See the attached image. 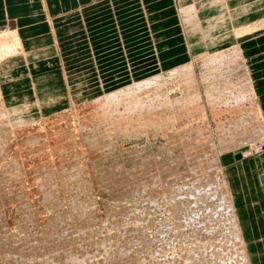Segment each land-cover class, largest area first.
<instances>
[{
	"label": "rangeland",
	"instance_id": "1",
	"mask_svg": "<svg viewBox=\"0 0 264 264\" xmlns=\"http://www.w3.org/2000/svg\"><path fill=\"white\" fill-rule=\"evenodd\" d=\"M179 6L190 53L193 46L186 26L190 20L186 8ZM7 31L11 29L0 30ZM163 46L158 43L156 51L160 53ZM235 46L213 48L137 83L107 85L96 97L76 99L49 112L41 108L34 115L25 109L8 113L2 108L10 102L6 97L14 94L7 84L10 76L3 75L0 264H248L247 249L245 258L242 244L228 237L234 231L233 211L229 200H222L227 192L219 159L234 148L242 156L264 150L262 136L252 135L248 141L250 134L241 131L256 129L261 121L249 94L242 104L238 102L236 90L249 88L248 83L242 85L246 79L238 83L246 74L244 68L231 77L229 66L215 68L214 61L206 60ZM190 65L192 75L180 77L184 66L189 71ZM145 79L154 80L146 86ZM134 86L120 99L94 103L98 97ZM165 98L174 103L165 105ZM230 131L245 136L243 143L250 148L240 151Z\"/></svg>",
	"mask_w": 264,
	"mask_h": 264
},
{
	"label": "crops",
	"instance_id": "2",
	"mask_svg": "<svg viewBox=\"0 0 264 264\" xmlns=\"http://www.w3.org/2000/svg\"><path fill=\"white\" fill-rule=\"evenodd\" d=\"M201 1L189 0L188 4ZM253 1L228 0L220 10L228 14L229 10L236 11L228 17L232 27L239 29L264 17V2ZM250 3L252 7L245 9ZM207 5L196 6L202 9ZM214 10L218 11L212 7L202 12ZM181 13L179 0H0V30H15L22 40L21 52L0 67L7 64L8 70L24 78L12 85L16 91L31 74L34 83L39 84L40 97L57 96L52 106L41 105L49 112L76 99L96 97L105 92L107 85H126L155 71L180 66L213 48L237 45L226 31L200 42L198 50L190 49L189 53ZM171 39L178 43L173 44ZM157 42L164 45L160 53L156 51ZM237 46L257 80L255 91L264 120V25L256 33L240 38ZM95 80L99 83L93 84ZM98 86V92H89ZM220 164L249 263L264 264V150L249 156L224 154Z\"/></svg>",
	"mask_w": 264,
	"mask_h": 264
},
{
	"label": "bare ground",
	"instance_id": "3",
	"mask_svg": "<svg viewBox=\"0 0 264 264\" xmlns=\"http://www.w3.org/2000/svg\"><path fill=\"white\" fill-rule=\"evenodd\" d=\"M202 1H205V3H208V5H207V7H205V8H207L208 10H212V7H214V8H216V9H218V11H213L212 13L210 12H202L205 8H202V9H198V7L197 6H200V5H202V4H205V3H203ZM201 2H198V3H195V4H190V5H193V6H191L192 7V9H189L188 8V6H190L188 3H189V0H180L179 1V3L181 4V7H183V8H186L185 9V11H184V13H185V15L187 16V18H188V20H190V21H188L187 22V24H186V26H187V28H188V35L190 36V39H191V43H192V46H193V50H197L198 49V47H199V44H200V42H204L206 39H210L211 37H214V36H217L218 34H220V33H224L225 31H230V34L232 35V37H234V36H237L236 38H237V45H238V41H240V38H242V37H244V36H249V35H252V34H254V33H256L257 31H259V30H261V29H263V25H264V17H262V18H258V19H256V21H253L252 23H248V24H245V25H243V27H241V28H237V27H232L231 25H232V23H231V20H230V17L233 15H235V13H236V11H230L229 10V14L227 13V12H224V11H222V10H220V8L221 7H224V5H225V3H226V0H202ZM253 3L254 4H258V2H256L255 0L253 1ZM253 3L252 4H250V6H247V7H245V9H247L248 7H252V5H253ZM197 5V6H196ZM196 9H198L197 11H196ZM199 12H200V14H199ZM198 13V14H197ZM201 13H203V14H201ZM199 15H202L200 18H198L199 17ZM228 16H230V17H228ZM236 23V22H235ZM5 32V31H4ZM8 32V31H7ZM22 41V40H21ZM21 41H19V37H18V35H17V33H16V31L14 30H11V32L9 33L8 32V34H6V33H2V32H0V42H1V44H0V52H2V53H4V55L2 56H0V63H1V60H3V62L0 64V66L1 65H3L4 64V62L6 61V59L8 60L9 58H12V57H14L15 55H17V54H19L18 52H21ZM28 42V41H27ZM235 46V48L233 47V48H231L229 51L227 50L225 53H219V54H216V55H213V56H211L210 58H207L206 60H207V63H209V62H212V61H214L213 62V66H214V64L216 65V67L215 68H219V67H221L222 65L223 66H229V72H228V76H231V77H233V76H238V74H239V72H240V70H241V66L244 68L243 69V71H245V73L246 74H244V75H242L241 76V79H239V81H238V83L239 82H241V81H243L244 79H246L245 81H243V84L242 85H244L245 83H248L249 84V88L247 87V86H245L247 89H245V91H244V89H242L241 88V90L240 89H238L239 91H237L236 90V88L234 87L233 89H234V91L236 90V92H238V94H237V97L239 98H237L238 99V102L239 103H241L242 104V101H244V99H245V96L246 95H248L249 94V97L247 96V99H250V100H252L253 101V103L257 106V108H258V114H259V116H258V118H259V120L261 121V126L260 127H258V128H256V129H251V130H247V132H245L243 129L241 130V128H242V126L239 128L241 131H243V134L245 135L246 133H248V134H250V136H247V137H249L248 138V141H249V139L251 140L252 139V135H256V137H257V135H258V137L257 138H259L260 136H262L263 138H264V120L262 119V117H261V113H260V108H259V105H258V100H257V93H256V91H255V87H256V82H257V80L255 79V76H253L252 74H250V70H249V68H248V65H247V63H246V61L244 60V58H243V53H242V51L243 50H241V48H238V46ZM233 46V45H232ZM230 48V47H229ZM222 51V50H221ZM229 56V57H228ZM5 57H7V58H5ZM225 59V61L227 62V63H224L223 62V60ZM11 60V59H10ZM217 60H219L220 62L219 63H217L218 61ZM212 64V63H211ZM243 64V65H242ZM7 65V64H6ZM6 65H4L5 67H3V68H1L0 67V83H1V79H2V76L3 75H6V76H10L9 78H8V80H7V84L9 85V86H12V85H16V83H19L20 81L19 80H21V79H24V78H21L20 76L18 77V75H15V73L13 74V72H15L14 70H8V68L7 67H10V66H6ZM11 67H12V65H11ZM181 69H183V68H181ZM190 69H192V65H190L189 66V71H187L188 69H185V66H184V69L182 70V74H180V72L178 73V75L180 74V77H188L189 75H192V71H190ZM172 71H174V70H172ZM179 71V70H178ZM185 71H187V72H185ZM174 73H175V71H174ZM221 73V72H220ZM28 74V73H27ZM223 76V75H222ZM27 77H28V82L25 84L24 83V81H22V83L24 84L23 86H19V91H16V87L15 86H12V90L10 91V93H12V92H14V94H12V96H9V97H6V99L7 100H10V102L9 103H6L5 105H3L2 106V108H5L6 109V111L8 112V113H10L13 109H16L17 110V112H19L20 111V109H25L27 112H29L28 114H32V115H34V114H39V113H41L40 112V110H41V105H43V104H45V105H47V107H48V105L50 104V105H53V103L52 102H54V100H55V98L57 97V96H48V97H46L45 95H41V97L38 95V85L36 84V83H34V81L32 80V76H31V74H28L27 75ZM160 77V75L159 76H157V78H159ZM152 78V77H151ZM157 78H156V80H157ZM224 79V78H223ZM146 81H144L143 83H149V82H151V81H153L154 79H152V80H149V79H145ZM226 80V79H225ZM33 81V82H32ZM143 81V80H142ZM184 82H186L185 80L183 81V83L181 84V87L182 86H184ZM134 83H137V82H134ZM142 83V82H141ZM140 83V84H141ZM29 84H31L30 86H28ZM140 84H137L136 86H138L139 87V85ZM27 85V86H26ZM134 85V84H133ZM238 85V84H237ZM130 86H132V85H130ZM146 86H147V84H146ZM189 87V86H188ZM238 87H240V86H238ZM134 88H135V86L134 87H130V88H126V90H121V91H117V92H112V94H110L109 96H107V97H105V95L104 96H102V97H98V99H96L95 101H94V103H98L99 101H102V100H104V101H108V100H112V99H120V98H118V97H120V96H122L123 94H125V93H128L129 91H132V90H134ZM187 88V87H186ZM188 91V90H187ZM248 91V92H247ZM184 92V91H183ZM243 92V93H242ZM247 92V93H246ZM18 93H20V94H18ZM16 95H21V96H18L19 97V99L20 100H17L18 98H16L15 96ZM22 95H23V97H22ZM220 95V94H219ZM104 97V98H103ZM228 97V96H227ZM161 98V97H160ZM163 98V97H162ZM182 98H184V97H182ZM164 100V104L166 105H171L172 103H174L172 100H170L169 101V99L168 98H165V99H163ZM178 100V99H177ZM177 100H175V101H177ZM1 101L3 102V100L1 99ZM4 101H5V99H4ZM18 101H23L24 103H19ZM26 101V102H25ZM33 101H37V102H33ZM136 102V101H135ZM134 102V103H135ZM137 103V102H136ZM142 103V102H141ZM141 103H139L138 102V104L139 105H141ZM223 103H225V102H223ZM244 103V102H243ZM93 104V103H92ZM163 103H161L160 101H159V105H162ZM2 105V104H1ZM145 105V104H144ZM227 105V104H226ZM5 106V107H4ZM35 107V108H34ZM237 121H239V120H236V123H237ZM235 122V121H234ZM238 125H239V123H237ZM233 126H237V125H233ZM255 126V125H254ZM221 127V126H220ZM234 128V127H233ZM220 129V128H219ZM238 129V128H237ZM222 130V129H221ZM234 130H235V128H234ZM229 131V130H228ZM236 131V130H235ZM227 133H230L231 135L232 134H234V135H236V136H234V138H233V140H236L237 141V145H240V148H242V150H240V151H242V152H244L246 149H249L250 148V144H248V143H243V140L245 139V138H243V137H245V136H241V137H239V135H237L234 131H230V132H227ZM238 133V132H237ZM261 133V134H260ZM254 137V136H253ZM255 137V138H256ZM253 140H254V138H253ZM252 140V141H253ZM219 141V140H218ZM221 142H226V141H221ZM247 142V141H246ZM220 143V142H219ZM243 143V144H242ZM226 144V143H225ZM194 145H197V143H195ZM221 145V144H220ZM258 146V145H257ZM189 148V147H188ZM193 147H191L190 149H192ZM239 148V147H238ZM257 148V147H256ZM255 148V149H256ZM224 149V151H226V150H228V149H225V148H223ZM212 150V149H211ZM238 150L239 149H236V148H234V150H230V151H227V152H224L225 154H229V153H237L238 152ZM251 150V149H250ZM222 151V150H221ZM235 151H237V152H235ZM223 152V151H222ZM239 153V152H238ZM257 153V152H256ZM218 154V153H217ZM224 155V154H223ZM245 155H247V154H245ZM207 156L208 155H204V157H206L207 158ZM203 159V158H202ZM219 161H220V159H219ZM52 162V161H51ZM210 162H212V161H210ZM205 163V162H204ZM201 164H202V162H201ZM211 165H212V167L215 169V166H214V164H212L211 163ZM206 166H207V164H206ZM197 168H199V167H197ZM213 168H211V169H213ZM199 171H200V169H198ZM205 170V169H204ZM202 171V170H201ZM217 171V170H216ZM199 173V172H198ZM213 173V176H214V172H212ZM218 173V172H217ZM217 173H216V175H217ZM222 174V179H223V183H224V188H225V190H226V192H227V194H224V195H222V200H224L225 198H227L229 201V207H230V210H232L233 211V222H231V229L232 228H234V231H231L230 230V233H229V236L228 237H232L233 239H234V241L236 240V242H237V244L238 243H240V244H242V246H241V249L243 250V253H244V256H245V258H246V253L247 252H245V249H246V247H245V243H244V240H243V235H241V231H240V227H239V223H238V221H237V219H236V217H235V209H234V206H232V202H231V196H230V194H229V192L227 191V185H226V182H225V178H223V173H221ZM203 180V179H202ZM207 185V184H206ZM200 187V186H199ZM210 187V186H209ZM205 188V187H204ZM204 188H203V190H204ZM212 188H214V187H212ZM207 189H209L207 186H206V191H208L209 192V190H207ZM202 190V191H203ZM210 190H211V187H210ZM202 191H200L201 193H202ZM200 192H198V195H199V193ZM194 193H196V192H194ZM210 193H211V191H210ZM205 194V193H204ZM203 195V194H202ZM206 195V194H205ZM204 196V195H203ZM178 213V212H177ZM214 214H216V211L215 212H213ZM218 215V214H217ZM216 216V215H215ZM178 217V216H177ZM104 219V218H103ZM174 219V218H173ZM232 220V219H231ZM90 221V220H89ZM79 222V221H78ZM102 224V223H101ZM212 227L213 226H211V229H212ZM215 228V227H214ZM208 229V228H207ZM227 230V229H226ZM225 230V232H227ZM41 231V230H40ZM40 231H39V233H40ZM72 231V230H71ZM83 231V230H82ZM125 231V230H124ZM211 231H213V230H211ZM99 232V231H98ZM222 232H224V231H222ZM62 233V232H61ZM4 234V233H3ZM50 234V233H49ZM215 234V233H214ZM225 234V233H224ZM45 235V234H44ZM82 235V234H81ZM220 235V234H219ZM17 236V235H16ZM19 236V235H18ZM17 236V237H18ZM220 237V236H219ZM218 237V238H219ZM14 238V237H13ZM220 239V238H219ZM36 240H38V239H36ZM130 240V239H129ZM222 240H224L223 238H222ZM221 240V241H222ZM229 240H230V238H229ZM44 241V240H43ZM42 241V242H43ZM66 242V241H65ZM204 242V241H203ZM11 243V242H10ZM44 243V242H43ZM219 243V242H218ZM226 243H227V241H226ZM17 244V243H16ZM118 244V243H117ZM208 244V243H207ZM217 244V243H216ZM201 245V244H200ZM244 245V246H243ZM2 246V245H1ZM116 246V245H115ZM139 247V246H138ZM244 247H245V249H244ZM2 248V247H1ZM31 248V247H30ZM106 248V247H105ZM27 249V248H26ZM215 249H217V248H215ZM1 250V249H0ZM183 250H185V249H183ZM209 250V249H208ZM220 250V249H219ZM6 251H8V249L6 250ZM49 251V250H48ZM105 251H107L106 249H105ZM239 251V250H238ZM34 252V251H33ZM188 252V251H187ZM191 252H192V250H191ZM18 253V252H17ZM136 253V252H135ZM219 253V252H218ZM2 254V253H1ZM6 254H7V252H6ZM110 254V253H109ZM189 254V253H188ZM195 254V253H194ZM224 254V253H223ZM3 255H4V252H3ZM8 255H9V252H8ZM123 255V254H122ZM137 255V254H136ZM240 255V254H239ZM189 256V255H188ZM221 256V254H219L218 255V257H220ZM4 257V256H3ZM212 257V256H211ZM215 257H217V256H215ZM217 257V258H218ZM222 257V256H221ZM226 257V256H225ZM128 257H126V259H127ZM189 258H190V256H189ZM194 258H195V256H194ZM1 259V258H0ZM12 259V258H11ZM43 259V258H42ZM103 259V258H102ZM216 259V258H215ZM41 260V259H40ZM48 260V259H47ZM51 260V259H50ZM130 260V259H129ZM129 260H128V262H129ZM190 260H192V257H191V259ZM203 260V259H202ZM210 260V259H209ZM229 260V259H228ZM227 260V261H228ZM49 261V260H48ZM88 261V260H87ZM90 261V260H89ZM123 261H125V260H123ZM144 261V260H143ZM196 261V260H195ZM194 261V262H195ZM211 261H212V259H211ZM214 261V260H213ZM215 261H219V260H215ZM46 262V261H45ZM126 262V261H125ZM191 262V261H190ZM209 262V261H208ZM246 262L248 263V264H251V263H249V261H247L246 260ZM94 263V262H93ZM117 263V262H116ZM192 263V262H191ZM212 263V262H211ZM216 263H219V262H216ZM109 264V263H108ZM183 264V263H182ZM214 264V263H213Z\"/></svg>",
	"mask_w": 264,
	"mask_h": 264
},
{
	"label": "water",
	"instance_id": "4",
	"mask_svg": "<svg viewBox=\"0 0 264 264\" xmlns=\"http://www.w3.org/2000/svg\"><path fill=\"white\" fill-rule=\"evenodd\" d=\"M238 157H239V155L236 156V158H238Z\"/></svg>",
	"mask_w": 264,
	"mask_h": 264
}]
</instances>
